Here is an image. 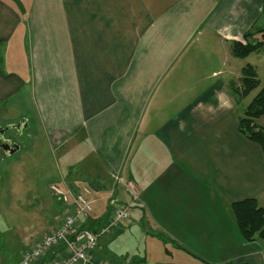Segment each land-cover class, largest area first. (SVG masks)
Instances as JSON below:
<instances>
[{
  "label": "crops",
  "instance_id": "0c3cea01",
  "mask_svg": "<svg viewBox=\"0 0 264 264\" xmlns=\"http://www.w3.org/2000/svg\"><path fill=\"white\" fill-rule=\"evenodd\" d=\"M261 7L262 0H0V118L22 108L21 121H32L52 150H88L84 178L59 175L61 187L49 184L57 209L20 207L43 232H25L19 257L61 223L67 207L54 190L87 186L93 210L81 225L107 222L113 206L129 211L99 239L94 262L264 264V243L244 241L230 209L246 199L264 209L262 151L237 130L258 92L237 102L229 89L246 65L258 75L249 59L262 63L264 50L237 59L230 48L263 25ZM256 123L264 129V117ZM64 257L58 249L37 264Z\"/></svg>",
  "mask_w": 264,
  "mask_h": 264
},
{
  "label": "rangeland",
  "instance_id": "374dc122",
  "mask_svg": "<svg viewBox=\"0 0 264 264\" xmlns=\"http://www.w3.org/2000/svg\"><path fill=\"white\" fill-rule=\"evenodd\" d=\"M258 57L263 59L262 63L258 61L256 55L249 59L251 63L257 62V79L260 82L259 88L252 93H257L264 85V53ZM21 95L18 97L24 101V93L21 92ZM16 102L18 104L20 101ZM21 109L14 108L16 113H7L6 117L0 118V128L16 125L18 121L23 120L18 114V112L23 114ZM14 134L19 137L16 140L20 146L19 150L11 156L0 151V254L5 258L6 264H18L20 249L25 238L29 236L25 232L34 230V239L43 232L42 229H36L38 226L34 228L35 223L38 221L37 219L34 221L35 214L32 218L23 219L19 215V210H22V207L27 206L29 208L32 205L31 210L33 211L36 203L41 206L46 202H50L57 209L59 204L52 200L49 184L58 183L60 184L58 186L61 187L59 175L84 178L82 173H85V168L82 160L85 159L88 153V150L83 146L77 147L73 153H69L73 148V144L65 146L62 150H52L44 142L39 131L36 134L32 121L29 127L22 131L21 135H18L16 130H9L6 136H13ZM73 156H78V158ZM83 178L80 180L82 181ZM113 208L117 209V206H113ZM43 210L44 208L39 209L40 216H42ZM50 221V217L45 219L43 225L46 226V229ZM24 224L26 225L24 226ZM138 230L140 233L142 232L141 228Z\"/></svg>",
  "mask_w": 264,
  "mask_h": 264
},
{
  "label": "trees",
  "instance_id": "16d2710c",
  "mask_svg": "<svg viewBox=\"0 0 264 264\" xmlns=\"http://www.w3.org/2000/svg\"><path fill=\"white\" fill-rule=\"evenodd\" d=\"M260 20L263 25L254 26L247 31L243 36L244 43L233 42L231 44V55L234 58L245 59L259 50H264V0H262ZM255 36H259L260 40L255 39ZM259 86L260 82L254 68L246 65L241 69L238 83L230 84L229 89L234 99L240 102L258 89ZM261 117H264V85L245 108L243 116L238 119L237 126L239 134L259 146L264 157V129L256 123ZM262 195L264 199V189ZM230 209L235 226L242 239L246 242L259 240L264 243V209L259 207L257 201L255 199L239 201L233 203ZM105 222L106 218L102 217L85 223L80 228L97 232L105 225Z\"/></svg>",
  "mask_w": 264,
  "mask_h": 264
},
{
  "label": "built area",
  "instance_id": "2783aa9c",
  "mask_svg": "<svg viewBox=\"0 0 264 264\" xmlns=\"http://www.w3.org/2000/svg\"><path fill=\"white\" fill-rule=\"evenodd\" d=\"M90 191L89 187H84L76 193L54 190L53 195L67 207L62 221L55 230L22 252L19 264H37L58 249H63L66 257L56 259L52 264H108L94 262L92 255L96 253L101 237L117 228L122 221L129 219V211L127 208L114 209L112 217L97 232L81 229L82 219L88 217L93 210L92 201L88 197Z\"/></svg>",
  "mask_w": 264,
  "mask_h": 264
},
{
  "label": "water",
  "instance_id": "95a60500",
  "mask_svg": "<svg viewBox=\"0 0 264 264\" xmlns=\"http://www.w3.org/2000/svg\"><path fill=\"white\" fill-rule=\"evenodd\" d=\"M26 128V123L24 121H20L16 125H12L3 129L0 128V136H2L5 132L9 130H16L17 134L21 135L22 131ZM0 150H2L5 155L11 156L19 150V147L17 145L10 146L8 143H6L3 139L0 138Z\"/></svg>",
  "mask_w": 264,
  "mask_h": 264
},
{
  "label": "flooded vegetation",
  "instance_id": "af4514ba",
  "mask_svg": "<svg viewBox=\"0 0 264 264\" xmlns=\"http://www.w3.org/2000/svg\"><path fill=\"white\" fill-rule=\"evenodd\" d=\"M6 133L5 132L2 136H0L1 139H3L6 143H8L10 146H13V145H17L19 148V144L16 142V140L19 138V137H16V135L14 134L13 136H6ZM2 151V150H0ZM3 153V151H2Z\"/></svg>",
  "mask_w": 264,
  "mask_h": 264
}]
</instances>
